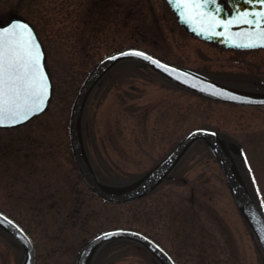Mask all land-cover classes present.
<instances>
[{
    "label": "rangeland",
    "instance_id": "1",
    "mask_svg": "<svg viewBox=\"0 0 264 264\" xmlns=\"http://www.w3.org/2000/svg\"><path fill=\"white\" fill-rule=\"evenodd\" d=\"M12 16L35 28L52 84L42 114L0 129V209L32 236L35 264H75L93 234L115 227L149 234L178 264H264L203 141L151 193L114 204L88 190L68 137L79 86L111 51L133 45L224 84L264 93V49H223L199 40L179 26L165 0H0V24ZM82 125L96 177L111 186L142 176L188 130L212 128L226 145L239 148L237 170L264 215V108L201 98L124 61L89 95ZM23 257L22 247L0 231V264H22ZM89 264L158 263L138 244L118 240L103 245Z\"/></svg>",
    "mask_w": 264,
    "mask_h": 264
},
{
    "label": "water",
    "instance_id": "2",
    "mask_svg": "<svg viewBox=\"0 0 264 264\" xmlns=\"http://www.w3.org/2000/svg\"><path fill=\"white\" fill-rule=\"evenodd\" d=\"M166 1L176 17L177 22L191 35L224 49H259V47L243 48L235 46L236 44L248 42L245 37V33L248 31L247 25L241 24L233 26L231 31L226 32L224 36H209L206 32L198 34L201 22L195 19V17L192 21L185 22V20L181 17L179 10L176 9L175 6L169 2V0ZM226 5L229 10L224 7L221 0H217L215 5H208V10L224 20L231 19L237 12L260 10V6L258 4H249L246 3L245 0H226ZM217 7L221 8L222 11L215 13V8ZM16 21L27 23L34 30L29 22L20 17H12L5 23L0 24V27ZM216 31L219 32L222 31V29L218 28ZM34 33L41 45V51L43 54L42 63L49 78L50 88L48 102L45 107L46 110L51 98L52 84L45 66L46 56L43 45L35 30ZM132 52L144 53L145 56L150 57L151 60L144 59L141 56L121 55V53ZM127 60H136L141 62L175 85L211 100L225 104L264 107V93L250 92L218 82L189 69L162 61L143 50L137 48H124L108 53L100 58L89 70L73 99L69 114L68 137L70 149L77 170L86 186L93 194L107 202L126 203L137 200L151 192L168 176L177 162L193 143L203 141L214 155L223 173L232 199L264 255V215L247 191L237 168L232 161L230 153L236 152L237 149L233 145L226 146L214 130L203 127H197L190 130L162 160H160L142 176L126 185H107L96 177V174L87 157L83 143L82 116L84 108L90 93L100 79L115 65ZM152 61H156L157 63H153ZM27 122L28 121L16 126H6L0 128H14ZM8 221H11V224H9ZM0 228L12 236L22 247L24 253L22 264H35V248L31 238L15 221L1 212ZM105 234L109 235L106 236ZM113 240H129L136 242L146 249L159 264H175L169 254L160 245L148 236L136 230L127 228L108 229L91 237L79 250L75 264H89L94 251L104 243Z\"/></svg>",
    "mask_w": 264,
    "mask_h": 264
},
{
    "label": "snow or ice",
    "instance_id": "3",
    "mask_svg": "<svg viewBox=\"0 0 264 264\" xmlns=\"http://www.w3.org/2000/svg\"><path fill=\"white\" fill-rule=\"evenodd\" d=\"M169 2L179 10L185 22L192 21L194 17L201 22L198 34L206 32L209 36H224L233 26L243 24L248 26L245 33L248 42L235 46L264 48V0H245L249 4H258L260 10L237 12L228 20L208 10V5H215L217 0ZM221 11V8H215V13ZM218 28L222 31H216ZM121 55L151 60L141 52ZM42 61L41 45L27 23L16 21L0 27V127L22 124L45 110L50 86ZM8 223L11 224V221Z\"/></svg>",
    "mask_w": 264,
    "mask_h": 264
},
{
    "label": "flooded vegetation",
    "instance_id": "4",
    "mask_svg": "<svg viewBox=\"0 0 264 264\" xmlns=\"http://www.w3.org/2000/svg\"><path fill=\"white\" fill-rule=\"evenodd\" d=\"M221 2H222V4L224 5V6H226L227 7V5H226V0H221ZM179 66H183V65H179ZM170 177V176H169ZM1 210V209H0ZM2 212H4V213H6V214H8V215H10L8 212H5L4 210H1ZM20 223V222H19ZM156 240V239H155ZM167 249V248H166ZM167 251L171 254V256L173 257V259L175 260V261H177L176 260V258H175V256H174V254L170 251V250H168L167 249Z\"/></svg>",
    "mask_w": 264,
    "mask_h": 264
},
{
    "label": "trees",
    "instance_id": "5",
    "mask_svg": "<svg viewBox=\"0 0 264 264\" xmlns=\"http://www.w3.org/2000/svg\"><path fill=\"white\" fill-rule=\"evenodd\" d=\"M132 47H136V46H133V45H132ZM132 62H133V63H137L138 66H141V65H142L141 63L136 62V61H132ZM2 233H3V232H2ZM114 242H115V241H113V242H109V243H114ZM155 262H156V261H155Z\"/></svg>",
    "mask_w": 264,
    "mask_h": 264
}]
</instances>
